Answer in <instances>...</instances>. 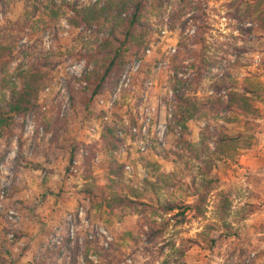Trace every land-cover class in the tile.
<instances>
[{
    "label": "rangeland",
    "instance_id": "1",
    "mask_svg": "<svg viewBox=\"0 0 264 264\" xmlns=\"http://www.w3.org/2000/svg\"><path fill=\"white\" fill-rule=\"evenodd\" d=\"M163 1L165 5L161 16L159 10H154L150 21V47L141 58L128 63L123 72L139 66L132 77L134 90L123 91L113 110L107 111L99 101L111 97L120 86L123 74L113 91L96 99L91 113L101 116L85 114L79 119L72 113L71 92L66 79L68 74L80 77L90 70L93 63L90 65L87 59L79 60L75 56L63 57L54 72L52 84L42 93L37 110L53 117L68 118L70 132L52 146L53 134L47 133L38 124L34 111L25 117L16 116L15 120L24 124L22 133H15L12 137L9 133L0 135V161L3 166L0 169V246H6V240L14 241L11 257L19 264H38L42 261L54 264V259L46 253L59 250L67 234L77 239L81 247L76 264H180L174 252V243L178 248L181 239L197 238L208 222L217 220L216 191L210 196L206 219L196 218L189 211L184 224L177 225L172 221L164 229L161 226L163 220L172 214L162 217L155 215L154 211L159 200L192 202V198L184 192L185 182L191 179L189 174L192 170L183 158L177 156L189 154L180 151L183 149L178 140L183 133L181 127L175 126L172 121L174 93L168 84L175 74L173 57L182 41L181 23L189 15L184 13L178 21L172 16L187 6L185 0ZM236 1L240 0H192L203 5L209 14L212 25L209 43L232 41L233 36L239 37V45L250 41L256 52L241 54L240 63L246 65L243 73L253 72L264 57V29L236 17L232 7ZM246 1L253 3L252 0ZM20 15L21 11L12 7L2 14L1 19L17 21ZM62 25L69 31H62V35L54 39L55 44L70 47L81 29H71L66 21ZM239 26H255L256 29L252 34H242L237 28ZM195 34L196 28L188 23L184 39ZM53 42L50 33H45L43 46L50 49ZM26 43L24 40L21 45ZM228 58L236 59L231 55ZM184 74L182 71L179 76L184 77ZM146 96L147 102L144 99ZM259 106L264 112V99ZM146 107H153L156 111L149 127L150 146L143 151L135 143L136 135L132 131H127L121 138L118 127H122L125 119L137 126ZM110 122L115 123L116 138L105 133ZM160 125H166L162 138L158 133ZM258 126L253 149L243 152L235 161H221L215 170L221 180L218 191H226L230 196L226 221L237 229V235L224 236L214 251L206 246H195L182 258L184 264H225L232 253L236 254L234 257L241 264H264V115ZM190 127L192 133L187 136L188 139L198 140L205 124H192ZM64 143L66 148L59 149ZM76 146L79 151L72 157ZM92 146L96 151L93 157ZM108 157H116L124 165L128 193L135 197L137 204L131 208L119 207L114 212L104 210L102 215L94 210L89 214V202L78 191L87 182L102 183L106 176L103 166ZM90 158L92 173L88 165ZM148 162L161 166L160 175L176 173L177 180H168L173 183L172 186L160 181L152 176ZM141 203H146L147 207ZM152 229H162V233L150 234ZM88 243L97 246L93 245L90 249ZM56 264H73V259L63 251L56 257Z\"/></svg>",
    "mask_w": 264,
    "mask_h": 264
},
{
    "label": "trees",
    "instance_id": "2",
    "mask_svg": "<svg viewBox=\"0 0 264 264\" xmlns=\"http://www.w3.org/2000/svg\"><path fill=\"white\" fill-rule=\"evenodd\" d=\"M252 1L233 3L234 15L264 29V0ZM185 2L187 6L172 15L177 21L184 17V13L189 17L181 23L182 41L173 57L175 74L168 84L174 93L172 121L181 127L183 133L178 144L184 151H180L189 154L177 156L183 158L192 170L184 189L192 202L159 200L154 211L155 215L162 217L172 214L163 220L161 226L164 229L172 221L177 225L184 224L189 211L196 218L206 219L210 196L216 191L218 215L216 221L204 226L197 238L181 239L178 248L174 243L180 264H184L182 258L195 246H206L214 251L224 236L237 235V229L226 221L230 196L226 191H218L221 180L215 170L221 161H235L243 152L253 149L259 131L258 121L264 115L259 106L264 99V57L260 64H255L256 71L243 73L246 65L240 63L241 54L255 53V47L250 41L239 45V37L234 36L232 41L225 43H209L212 28L209 14L200 3ZM164 5L163 0H96L86 3L82 0H0V135L9 133L12 137L15 133H22L24 124L18 123L16 116L25 117L34 111L38 124L53 134L52 146L70 132L68 118L53 117L37 110L42 93L52 84L54 72L63 57L75 56L79 60L87 59L90 65L93 63L80 77L67 76L72 113L77 118L85 114L101 116L91 113L96 99L113 91L126 65L145 54L151 45L153 11L159 10L161 16ZM12 7L21 11L20 18L2 21V14ZM63 21L71 29H81L70 47L55 44L64 31H69L63 27ZM188 23L196 28V34L186 40L183 34ZM237 28L242 34H252L256 29L255 26ZM47 32L54 41L50 49L43 46V36ZM24 40L27 43L21 45ZM230 55L236 59L228 58ZM15 61H18L16 66ZM182 71L184 77L179 76ZM192 124H205L198 140L187 137L192 133ZM114 128L115 123L110 122L105 133L116 138ZM58 148L64 149L66 144ZM78 151L79 147H74L71 156L75 157ZM95 153V146H92V157ZM88 165L92 173V158ZM147 167L152 176L168 185H173L168 181L170 178H178L176 173L160 175L161 166L157 163L148 162ZM103 168L106 176L102 183L87 182L78 191L89 202V214L91 210L102 215L104 210L114 212L122 206L131 208L136 205L137 200L128 193L124 165L116 157H108ZM141 204L147 207L146 203ZM153 233H162V229H152L150 234ZM77 241L67 234L63 246L46 255L56 264V257L66 251L76 264L81 248ZM13 242L6 240V246H0V264H19L11 257ZM93 245L97 246L87 244L90 249ZM235 255L230 254L225 264H241Z\"/></svg>",
    "mask_w": 264,
    "mask_h": 264
},
{
    "label": "built area",
    "instance_id": "3",
    "mask_svg": "<svg viewBox=\"0 0 264 264\" xmlns=\"http://www.w3.org/2000/svg\"><path fill=\"white\" fill-rule=\"evenodd\" d=\"M150 51H148L149 53ZM139 66H136L134 68H132V70H128L123 74V80L120 84V86L118 87V89H116L113 94L111 95V97L108 100L105 99H100V105L102 107H104L107 111L113 110L115 105L117 104L118 101L121 100V94L123 91H131L134 90V87L132 85V77L135 74V72H137ZM75 74L77 72H74ZM148 84H152V82H149ZM70 97V96H69ZM145 102H147V96L144 98ZM155 111L156 109L153 107H146L140 114V120L139 122L142 124L140 125V123L137 126H133L130 122V120L125 119L123 121V125L122 127H118V136L119 137H124L125 133L127 131H132L133 134L136 135V144H139V148L143 151L147 150L148 147L150 146V136H149V127L154 119L155 116ZM106 119H108V117H106ZM166 131V125L162 126L160 125L158 128V133L159 136L162 138L163 134ZM75 165H77L78 163L75 161L74 162ZM3 166L1 164L0 161V169H2ZM129 168V167H128ZM4 198V193H2L1 195V199ZM12 215H14V211L11 212ZM14 235L12 234L13 238Z\"/></svg>",
    "mask_w": 264,
    "mask_h": 264
}]
</instances>
